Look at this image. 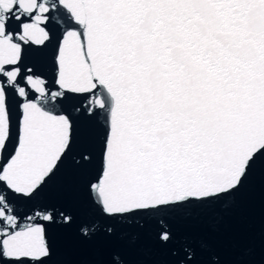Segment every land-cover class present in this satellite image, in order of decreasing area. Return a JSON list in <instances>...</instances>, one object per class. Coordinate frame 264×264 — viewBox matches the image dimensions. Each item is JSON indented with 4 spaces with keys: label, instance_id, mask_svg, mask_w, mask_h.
<instances>
[{
    "label": "snow or ice",
    "instance_id": "obj_1",
    "mask_svg": "<svg viewBox=\"0 0 264 264\" xmlns=\"http://www.w3.org/2000/svg\"><path fill=\"white\" fill-rule=\"evenodd\" d=\"M257 179L264 0H0V264H225L179 219Z\"/></svg>",
    "mask_w": 264,
    "mask_h": 264
},
{
    "label": "water",
    "instance_id": "obj_2",
    "mask_svg": "<svg viewBox=\"0 0 264 264\" xmlns=\"http://www.w3.org/2000/svg\"><path fill=\"white\" fill-rule=\"evenodd\" d=\"M204 219L216 231V244L225 264H261L262 234H264V205L260 182L257 181L232 204L219 206L207 215L194 213L182 217V224ZM161 257L147 247L135 248L131 264H157ZM102 255L96 247L81 245L71 236L61 235L57 240L56 264H98Z\"/></svg>",
    "mask_w": 264,
    "mask_h": 264
}]
</instances>
